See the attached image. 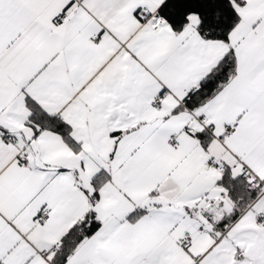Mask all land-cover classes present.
Instances as JSON below:
<instances>
[{
  "label": "snow or ice",
  "instance_id": "6c2138e0",
  "mask_svg": "<svg viewBox=\"0 0 264 264\" xmlns=\"http://www.w3.org/2000/svg\"><path fill=\"white\" fill-rule=\"evenodd\" d=\"M0 264H264V0H0Z\"/></svg>",
  "mask_w": 264,
  "mask_h": 264
}]
</instances>
